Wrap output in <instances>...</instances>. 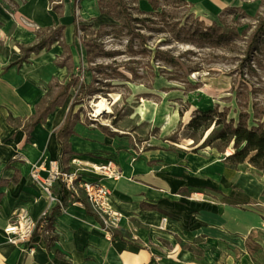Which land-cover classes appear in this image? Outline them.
I'll return each instance as SVG.
<instances>
[{
  "label": "crops",
  "instance_id": "0c3cea01",
  "mask_svg": "<svg viewBox=\"0 0 264 264\" xmlns=\"http://www.w3.org/2000/svg\"><path fill=\"white\" fill-rule=\"evenodd\" d=\"M185 1L204 8L224 0ZM37 4L42 6L41 15ZM62 4L58 16L48 0H0V264H264V174L247 162L229 167L224 157L207 152L206 147L179 152L150 148L136 155L128 137L84 122L78 110L67 139L69 154L63 158L56 133L70 97L44 124L29 134L21 130L35 115L49 85L66 84L71 75L82 73L81 81L92 82L84 70L87 51L74 31L81 30L84 22H102L104 16L97 0ZM138 6L151 11L147 0H139ZM58 25L64 27L71 70L58 65L63 49L56 43L12 66L21 58L17 44L30 46L36 30ZM9 115L16 119L11 124ZM72 157L118 164L122 177L103 183L110 192L109 209L120 216L117 232L124 239L104 230L84 205L70 202L55 184L53 194L64 208L51 222L55 241L50 248L43 235L32 239L31 251L9 244L3 229L16 207H26L37 222L57 205L50 204L33 183V166L46 170L55 161L64 170ZM45 170H39V177L46 176ZM85 176L98 178L91 173Z\"/></svg>",
  "mask_w": 264,
  "mask_h": 264
},
{
  "label": "rangeland",
  "instance_id": "374dc122",
  "mask_svg": "<svg viewBox=\"0 0 264 264\" xmlns=\"http://www.w3.org/2000/svg\"><path fill=\"white\" fill-rule=\"evenodd\" d=\"M124 1L133 18H144L137 13L138 0ZM160 5L162 16L132 23L135 32L147 39L143 47L137 39L129 44L130 35L121 20L103 15L102 22L80 24L83 31L79 35L87 45L82 44L83 48L90 51L91 66L102 67L96 72L93 87L97 93L74 110L81 113L84 122L103 126L119 138L128 137L135 149L179 152L193 147L184 126L195 110L222 111L228 107V117L236 119L237 100L247 103L250 113L253 104L259 112L264 109V29L256 50L246 56L247 40L258 20L264 19V0L215 1L213 7L204 8L172 0ZM36 8L41 15L42 6L37 4ZM212 24L221 27L227 38L199 36ZM166 53L178 65L166 62ZM84 70L88 71V63ZM75 94L72 89L70 102ZM99 96L107 99L110 110L93 118L92 105ZM179 124L182 126L177 130ZM206 148L224 157L216 149ZM227 151H233L232 146L225 149V155Z\"/></svg>",
  "mask_w": 264,
  "mask_h": 264
},
{
  "label": "trees",
  "instance_id": "16d2710c",
  "mask_svg": "<svg viewBox=\"0 0 264 264\" xmlns=\"http://www.w3.org/2000/svg\"><path fill=\"white\" fill-rule=\"evenodd\" d=\"M139 1V0H138ZM161 1L168 0H147L151 7V11L145 12L137 8V13L144 18H133L128 12L127 5L124 0H97V6L99 12L102 15H107L108 17L114 20H121V24L126 28L127 34L130 35L129 44H133V40L137 39L139 46L143 47L147 44L146 37L140 32H135L133 22L144 23L149 21L151 17H158L164 14L163 10L159 11ZM177 1L183 5L190 6L185 0H172ZM50 9L55 12L58 16H62L63 4L61 1L59 3H54L53 0H48ZM237 8H231V10H236ZM259 14L256 13L257 17ZM63 29L64 27L58 25L56 27H49L38 29L35 31V41L30 46L16 45L19 51L21 52V58L18 62L12 66H18L22 62H25L30 54H37L40 51L49 48L53 44H58L63 49L62 60L58 63L60 66H66L68 70L72 69V58L71 52L68 45L63 41ZM222 28L212 24L210 27L205 28L203 31H200L199 36L201 37H216L217 40H224L227 38L226 33H224ZM264 29V19L258 20L255 30L247 40L246 44V56L249 57L257 47V41L262 36ZM79 31H74V36L79 37L81 43L86 45L83 38L79 35ZM163 31V30H157ZM173 31V30H170ZM184 32V30H178ZM189 33L187 32V35ZM186 35V34H185ZM108 55V53H105ZM111 55V54H109ZM166 55V56H165ZM165 61L174 65H178L177 62L173 59L172 56H168L166 53ZM87 62H88V71L92 73V82L91 84H85L81 81L80 76L71 75L69 81L66 84H52L48 86V91L36 107V113L34 116L29 118L26 122L23 123L21 130L26 134H29L36 125L44 124L46 117L54 111L56 107H59L63 102L69 97V91L74 89L76 94L69 106V109L64 117V121L61 127L56 133V138L62 149V157L64 158L69 154L68 150V137L73 134V126L77 119V115L74 113L76 106L87 104L89 100L95 96L97 93L93 87L97 83L96 72L102 67L91 66L92 58H90V51L87 50ZM82 72V69H80ZM110 92H106V95ZM49 97V98H48ZM236 102L237 106V118L228 117L229 108H223L222 111H219L218 108H214L208 111H199L195 110L192 113V117L189 122L184 126V129L189 133L188 138L192 140L193 147L196 149L210 147L211 149H216L218 153L224 155L223 162L229 167H237L240 164L247 162L249 165L257 169L258 171L264 174V109L258 111L253 104L251 113L248 111V104L244 103L239 104ZM183 111L179 112V116H182ZM16 119H13L11 115L8 116L7 122L9 124L13 123ZM181 124L178 125L180 130ZM103 128V126H100ZM228 146H232V153L225 155V149ZM76 198L75 201L84 205L88 214L93 215L95 219L99 222L103 228V224L97 214H95L89 205L85 203L82 199ZM64 208V203L61 205H55L45 216L38 219L33 231L32 237L38 235H43L39 232V226L43 222H52L53 219L61 213ZM47 231H51L50 226H47ZM110 234L112 236H118L121 239H124V236L121 235L116 230H111ZM47 243V249L55 241V237L52 234L43 235Z\"/></svg>",
  "mask_w": 264,
  "mask_h": 264
},
{
  "label": "built area",
  "instance_id": "2783aa9c",
  "mask_svg": "<svg viewBox=\"0 0 264 264\" xmlns=\"http://www.w3.org/2000/svg\"><path fill=\"white\" fill-rule=\"evenodd\" d=\"M93 118L96 117L93 116ZM135 151L138 154L142 152V149L137 148ZM132 159L134 160V157ZM68 165L69 167L64 170L60 169L55 161L49 162L46 170L42 168V165H35L30 177L50 204H62V201H59L52 191L54 185L58 184L70 202L75 203V199L82 196L92 211L99 216L104 230L110 233L111 230L118 229L120 216L109 209L110 192L103 183V180L116 181L122 177L118 164L113 160L94 163L79 157H72ZM40 169L46 172L44 178L39 177ZM86 173L94 174L98 178L95 180L87 179ZM35 225L36 222L32 220L28 209L24 206H18L13 210L10 221L4 227L3 232L9 244L23 246L31 251L32 248L29 245L33 239L32 234ZM47 226H50V232L46 230ZM39 232L43 235L53 234L51 222L41 223Z\"/></svg>",
  "mask_w": 264,
  "mask_h": 264
},
{
  "label": "bare ground",
  "instance_id": "6f19581e",
  "mask_svg": "<svg viewBox=\"0 0 264 264\" xmlns=\"http://www.w3.org/2000/svg\"><path fill=\"white\" fill-rule=\"evenodd\" d=\"M93 116L99 118L101 114L109 112V103L104 97H97L93 102ZM232 151H227V155L231 154Z\"/></svg>",
  "mask_w": 264,
  "mask_h": 264
},
{
  "label": "water",
  "instance_id": "95a60500",
  "mask_svg": "<svg viewBox=\"0 0 264 264\" xmlns=\"http://www.w3.org/2000/svg\"><path fill=\"white\" fill-rule=\"evenodd\" d=\"M227 156V155H226Z\"/></svg>",
  "mask_w": 264,
  "mask_h": 264
}]
</instances>
